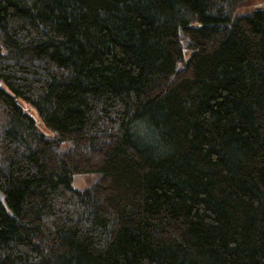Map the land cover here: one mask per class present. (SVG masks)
I'll list each match as a JSON object with an SVG mask.
<instances>
[{"label":"trees","instance_id":"obj_1","mask_svg":"<svg viewBox=\"0 0 264 264\" xmlns=\"http://www.w3.org/2000/svg\"><path fill=\"white\" fill-rule=\"evenodd\" d=\"M232 5L0 0V264H264V0Z\"/></svg>","mask_w":264,"mask_h":264},{"label":"rangeland","instance_id":"obj_2","mask_svg":"<svg viewBox=\"0 0 264 264\" xmlns=\"http://www.w3.org/2000/svg\"><path fill=\"white\" fill-rule=\"evenodd\" d=\"M263 0H232V3L234 5L231 6V9L233 13H247L250 9L257 7L260 3H262ZM18 102L21 105L22 109L32 116L33 118H37V114L34 108L30 106L26 101L22 100L21 98H18ZM1 104V100H0ZM95 179L94 175H85V176H77L74 179V185L77 188H84L88 186L93 180Z\"/></svg>","mask_w":264,"mask_h":264},{"label":"water","instance_id":"obj_3","mask_svg":"<svg viewBox=\"0 0 264 264\" xmlns=\"http://www.w3.org/2000/svg\"><path fill=\"white\" fill-rule=\"evenodd\" d=\"M0 200H3V196H2V194L0 193Z\"/></svg>","mask_w":264,"mask_h":264}]
</instances>
